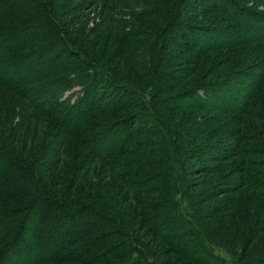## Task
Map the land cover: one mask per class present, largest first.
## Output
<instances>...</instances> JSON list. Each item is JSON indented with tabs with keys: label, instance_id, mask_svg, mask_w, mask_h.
Returning <instances> with one entry per match:
<instances>
[{
	"label": "rangeland",
	"instance_id": "rangeland-1",
	"mask_svg": "<svg viewBox=\"0 0 264 264\" xmlns=\"http://www.w3.org/2000/svg\"><path fill=\"white\" fill-rule=\"evenodd\" d=\"M58 1L63 4L60 8L63 19L72 24L69 33L76 49L81 52V58L95 60L102 73L111 78V70L142 87L140 90L146 98L153 97L154 79L145 67H149V48L153 45L155 49L159 43L163 45L160 33L143 27L140 30L143 33L135 38L131 34L135 25L130 22L128 14H112L116 15L112 17L109 13V19H106L108 12L100 6V2L95 4L96 0ZM232 1L264 13V0ZM92 2L94 5L90 6ZM211 2L216 6V12H206L199 18H192L190 23L216 24L214 28L231 31L238 41H247L250 45L231 46L222 51L215 49L200 55L163 45L167 52L176 54L166 60L167 73L174 82L170 86L163 85L157 100L147 110L126 108V112L112 116L124 129L125 136L129 134L137 138L145 135L149 138L146 150L159 151L154 158L156 166L146 163L139 168L144 174L129 171L116 178L92 156L85 153L78 156L73 143L64 153L65 160L60 157L63 164L60 161H40L45 147L51 146L50 140L56 141L60 124L39 115L40 111L35 112L30 108V102L10 92L7 87L0 86V145L48 171V177L53 173L52 193L55 189L61 197L66 198L67 190L72 192L75 196L71 205L77 208L94 199L110 212L108 214H115L124 221L121 231L134 235L133 244L141 251H129L124 256L108 260L106 264H129L132 260L152 261L153 264H194L186 255L198 257L196 264H264V118L257 116L260 113L264 115V82L262 94L252 99V106L257 101L263 112H252L251 119L248 115L251 109L244 113L239 111L247 92V81L243 78L239 86L244 93L231 96V113L206 106L194 108L174 104L175 101L184 104L197 102L194 99H200L198 95L205 96V91L213 82L225 79L229 73L247 71V67L252 66L255 68L259 61L264 62V44L253 38L247 39L242 22L230 14L229 0ZM180 39L200 46L191 39ZM58 49L56 52L61 50ZM128 52H134L138 60L129 56ZM51 60L57 63L54 54ZM67 62L69 60L58 62L53 66L54 70L66 68ZM70 63L76 61L71 60ZM57 73L49 78H41L40 84L44 86L33 98L37 104L47 107L49 104L44 102L52 101L54 92H46L48 85L58 88L61 100L74 101L84 93V82L73 79L76 73L72 70ZM95 90L98 94L96 102L99 99L101 105L112 104L116 97L122 96L121 89L117 90L111 81L106 82L103 78L102 82L97 81ZM115 92L118 96H115ZM173 95L182 98H173ZM137 113L138 119L135 121ZM133 123L135 127L127 128ZM219 145L227 151L230 148L228 152L222 151L227 157L208 161L206 154L213 151V146ZM140 146L128 143L125 150L138 151ZM146 150L142 153L141 161ZM132 159L139 162L137 158ZM149 173L154 174L150 178L151 183L147 179ZM78 174L81 178L78 179V186L74 187ZM127 184L133 186L130 188ZM145 184L151 185L150 188H145ZM227 185L234 187L233 192L222 191L213 198L208 197L212 191ZM148 211L155 214L171 212L170 217L163 218L165 225H178L168 234L170 237L166 236L171 244H161L154 232L149 234L145 231L144 215ZM120 239H112L105 247L112 244V249H118L122 246Z\"/></svg>",
	"mask_w": 264,
	"mask_h": 264
},
{
	"label": "trees",
	"instance_id": "trees-1",
	"mask_svg": "<svg viewBox=\"0 0 264 264\" xmlns=\"http://www.w3.org/2000/svg\"><path fill=\"white\" fill-rule=\"evenodd\" d=\"M231 1L229 0L230 14L242 22L247 31V39L253 38L256 42L264 44V13ZM96 2H100V6L108 12L106 19H109V13L128 14L130 22L135 25L131 31L135 38L143 33L140 31L143 27L151 28L163 37L165 47L184 49L191 55H200L215 49L228 50L231 46L250 45L247 41L245 43L238 41V37L230 33L231 31L214 28L216 24L190 23L192 18H199L206 12L217 10L211 0H96L94 3ZM94 3L92 2L90 6ZM62 6V2L58 0H0V86L7 87L10 92L30 102V108L35 112L40 111L39 115L60 124L56 141L50 140L51 146L45 147L39 160L55 162L60 161V157L65 160L64 153L67 152L69 144L73 143L78 156L84 153L92 156L116 178L129 171L143 172L139 168L146 163L156 166L154 158L159 151L146 150L149 138L145 135L137 138L128 136L129 134L125 136L124 129L112 116L126 112V108L138 111L151 107L163 85L170 86L174 82L167 73L166 60L172 58L174 56L172 54L175 53L167 52L160 43L155 49L152 48L153 45L149 48V67L145 68L154 79L155 93L153 97L146 98L140 90L142 87L111 70L110 74L113 77L110 78L99 70L95 60L81 58V52L76 49L69 33V26L72 24L63 19L60 11ZM180 37L191 39L200 46L190 45ZM58 48L61 50L56 52ZM53 54L57 63L69 60L68 66L54 70L53 66L57 63L51 60ZM127 54L138 58L134 52ZM45 57L47 59L43 60ZM71 60H75L76 63H70ZM250 68L254 66L247 67L246 70H251L250 73L238 70L226 75L225 79L208 85L209 89L205 91V96L198 95L201 98L194 99L197 102L184 104L182 101H175L174 104L194 108L206 106L205 108L231 113V96L237 97L244 93L239 86L243 78L247 81V92L243 96L244 105L239 111L244 113L251 109L248 113L251 119L252 112H263L257 101L252 106V99L260 96L263 91L261 86L264 82V62L259 61L253 69L256 71ZM69 69L76 73L73 79L84 82V93L74 101L61 100L58 88L48 85L49 91L46 92H54L52 101L44 102L49 104L47 107L37 104L33 98L44 86L40 84L41 78H49L56 72L60 74ZM94 76L101 82L102 78L106 82L111 81L117 90L121 89L122 96L116 97L112 104L101 105L99 99L96 102L98 94L95 93V87L98 80H95ZM114 94L118 96L117 92ZM175 97L182 98L173 95V98ZM138 114L134 116L135 121ZM257 116L264 118L262 113ZM135 126L133 123L127 128ZM128 143L131 146H140V143L142 145L138 151H130L125 150ZM213 148L212 152L206 154L208 161L227 157L226 153L222 152L227 150L221 149L222 146ZM145 150L146 154L141 161ZM125 154L139 156L126 157ZM132 158L139 159V162L136 163ZM36 165L12 154L0 145V264H106L108 260L124 256L129 251L134 253L141 251L133 244L134 235L121 231V225L124 226L122 219L115 214H108L110 212L104 210L93 201L94 199L78 208L72 206L71 200L75 194L67 190L66 198H63L55 189L52 193L50 188L55 175L52 173V176L48 177L47 174L50 173ZM152 176L153 173L148 174L147 179L150 181L148 183H151ZM79 178L81 175L78 174L74 187L78 186ZM132 186L133 184H127V187ZM144 186L148 189L151 185ZM233 190L234 187L229 185L220 186L208 197L213 198L222 194V191L231 193ZM157 213L159 214L148 211V214L144 215L145 231L149 234L154 232L159 243L169 245L171 242L166 236L170 237L168 234L178 225L164 224L163 218L170 217L171 212ZM118 238H121L122 244L118 249H112V244L105 247L107 242ZM186 258L194 264L199 260L196 256L186 255ZM129 264L153 262L132 260Z\"/></svg>",
	"mask_w": 264,
	"mask_h": 264
}]
</instances>
